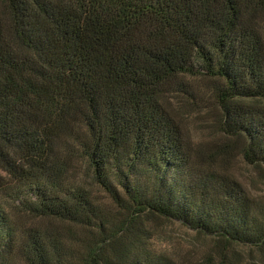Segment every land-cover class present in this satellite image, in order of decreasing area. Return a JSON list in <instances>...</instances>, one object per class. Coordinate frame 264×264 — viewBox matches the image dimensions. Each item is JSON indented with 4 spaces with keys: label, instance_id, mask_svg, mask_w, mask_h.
<instances>
[{
    "label": "trees",
    "instance_id": "1",
    "mask_svg": "<svg viewBox=\"0 0 264 264\" xmlns=\"http://www.w3.org/2000/svg\"><path fill=\"white\" fill-rule=\"evenodd\" d=\"M237 154L264 172V0H0V264H264ZM165 220L209 245L158 248Z\"/></svg>",
    "mask_w": 264,
    "mask_h": 264
},
{
    "label": "rangeland",
    "instance_id": "2",
    "mask_svg": "<svg viewBox=\"0 0 264 264\" xmlns=\"http://www.w3.org/2000/svg\"><path fill=\"white\" fill-rule=\"evenodd\" d=\"M200 84V83H199ZM177 103V102H176ZM206 107V108H205ZM203 109L183 110L186 119V126L190 130V135L196 145L209 146L221 140V135L218 133L216 127H214V121L216 116V108L206 105ZM215 109V110H214ZM201 110V111H200ZM228 171L236 177L247 190L260 202H264V172L260 168L248 164L241 156H233L230 163L227 166ZM77 173L86 178L85 168L82 164H76ZM87 179V178H86ZM105 203H109V200L104 194L98 195ZM16 218L21 225L33 224L37 222L43 226L54 225L55 222L46 219H33L26 214L19 213ZM158 228H156L154 244L161 249L175 252L182 251V254L191 250L193 245L198 246L200 249H205L209 245V239L198 236L195 231L188 229L176 221H158L156 222ZM247 250V249H246ZM199 252V250L197 251Z\"/></svg>",
    "mask_w": 264,
    "mask_h": 264
}]
</instances>
